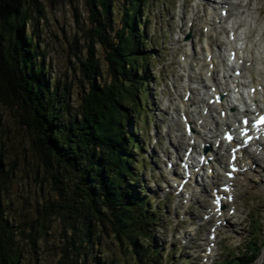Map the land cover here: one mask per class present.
Masks as SVG:
<instances>
[{"label": "trees", "instance_id": "16d2710c", "mask_svg": "<svg viewBox=\"0 0 264 264\" xmlns=\"http://www.w3.org/2000/svg\"><path fill=\"white\" fill-rule=\"evenodd\" d=\"M147 2L83 0L88 29L81 31L88 41L85 58H77L81 93L72 106L69 85L46 78L49 66L38 51L41 1L0 0V105L30 133L37 168L53 196L23 223L9 218L1 200L11 171H4L0 150V264H26L23 238L28 252L36 253L37 243L56 220L62 225L58 264H115L92 250L104 254L102 241L108 235L126 254L117 263L135 259L154 264L153 258L161 254L151 244L157 216L148 198L140 195L139 176L132 167L137 163L133 150L141 144L129 130L133 117L145 110L142 100L149 99L148 64L154 55L146 39L147 20L142 15L141 21L140 14ZM22 226L30 231L24 233ZM261 244L249 241L220 264H253Z\"/></svg>", "mask_w": 264, "mask_h": 264}, {"label": "rangeland", "instance_id": "374dc122", "mask_svg": "<svg viewBox=\"0 0 264 264\" xmlns=\"http://www.w3.org/2000/svg\"><path fill=\"white\" fill-rule=\"evenodd\" d=\"M40 1L44 17L39 26L38 51L43 54V63L49 66L46 78L50 81L59 80L60 86L63 83L68 84V101L75 106L79 103L81 93L77 80L80 79L78 62L79 59L85 58L88 41L81 31L88 29L82 7L83 0ZM233 1L236 3L235 8H230V18L226 21L229 24L230 21L237 23V36L241 40L238 45L245 43L244 37L247 35L252 41H257L262 50L264 0H248L247 6L244 5L247 0ZM213 5L214 0H148L145 7L140 9L141 21L143 17L147 20L145 34L146 39L152 43L150 50L154 56L148 64L151 75L147 92L149 99L142 100L140 105L145 107V110L140 112L138 117H133L129 130L141 144L139 149L133 150L132 156L137 161L132 167L139 176L138 191L140 195L150 198V207L156 208L152 210L157 217L151 244L152 247H159L161 254L153 258L156 261L154 264H204L205 260L202 255L210 222L207 224V221L201 218L210 207V189L220 181L215 177L201 179L199 184L192 186L195 190L194 196H186L187 192H183L184 198L175 197L172 192H167V186L172 183L169 181L173 177L166 174L164 166L167 161L175 159L177 152L181 154V150L186 146L179 147V129L173 123L175 120L170 117L173 114L175 119L179 120V111L177 112L175 107L184 89L191 87L196 96L205 92L202 83L198 81V72L204 73L207 70L206 64L202 65L207 51L206 45L211 44L214 55H221L222 60L216 65L215 77L219 79L217 76L222 73L221 62L228 50L225 41L229 26L226 23L223 27L215 24V31H211L208 37V31L204 32V25L198 20L209 17L208 13ZM193 13H196L193 24L186 26ZM75 16L78 17L77 21ZM187 34H190L189 39L185 38ZM97 50L95 46V57L98 58L99 69L105 76V64ZM186 62L187 68L183 66ZM188 75L192 76V81L188 80ZM222 87L223 85L219 84V88ZM205 88L208 89V85ZM188 110H191V116L196 119L199 109L191 106ZM0 116L2 161L4 171H11L1 201L9 218H13L15 223H23L25 218H30L37 206L53 198L52 191L43 171L37 168L38 160L31 149L30 133L24 126L15 122L16 119L12 117L10 110L1 105ZM134 125L136 129H133ZM258 147L257 150L252 148L253 151L256 150L257 155L263 151L261 146ZM260 157L264 158V154L257 156L258 159ZM243 162L246 163V158ZM260 164L259 161L253 165L251 163L250 166L247 164L248 171L252 169L247 179L236 177L234 180L235 196L232 207L235 211L230 215L227 214L226 208L223 226L217 231L214 251L205 264H220L229 257L230 251L238 253L249 241L253 246L262 243L259 256L253 264H264V177H261L264 171L261 167L256 168ZM215 219L213 218L212 223L216 222ZM51 225L44 241L37 243L36 253L28 252L29 243L23 238L21 244L26 253L24 263L58 264L57 245L61 243L58 236L62 225L58 220ZM22 228L24 233L30 231L28 227ZM92 250L101 260L107 258L113 259L115 264H139L135 259H128L127 263L125 260L117 263V258L123 259L126 254L122 255L118 248L116 249L109 235L102 241L104 254L98 253L95 248Z\"/></svg>", "mask_w": 264, "mask_h": 264}, {"label": "bare ground", "instance_id": "6f19581e", "mask_svg": "<svg viewBox=\"0 0 264 264\" xmlns=\"http://www.w3.org/2000/svg\"><path fill=\"white\" fill-rule=\"evenodd\" d=\"M235 4L236 3L233 0H214V5L211 8V12L208 13L209 17H206L204 19H198V20H199V22H202L201 24L204 25V27L208 28V33L206 34V36H208V37L211 35L210 34L211 31H215V29H216L215 23L216 22L220 24L219 25L220 27L221 26L223 27V25H225L224 23H226V25L229 26V29H228L229 37L227 34L226 41H225L227 43V46H226V48L228 49L227 50V52H228L227 58L229 60L228 64L226 63V65H228V68H226L227 79L229 80L230 83H232V85H231L232 88L238 87L239 85H241L242 88L247 89V90H250V88H255L254 92L252 94L254 96V102H255V108L254 109L260 110L262 107H264V48L262 50H260L261 46L258 47L259 43L257 41H252L251 39L248 38L249 36H247V35L244 37L245 43L242 46L238 45L239 42L237 39V28H238L237 23L230 21V24H229V22L226 21L228 18H230V17H228V15H230V11H231L230 8L234 7ZM244 5L245 6L248 5V0L246 1V3ZM223 10H226L229 14H226L224 16L221 13ZM195 14L196 13H193L188 20V21H190L189 23L191 25H192L193 20L196 17ZM247 28H248V26H247ZM208 40H209V42H211L210 38ZM204 58L205 59L207 58L208 60L210 59L207 66H210L212 64L213 69H216L217 68L216 64L222 60L220 54L214 55L213 49L211 48V44L207 45V51L205 52ZM205 63H206V61H204L202 65H205ZM183 66L187 67V62L183 63ZM236 69H238L240 72V75L238 77L234 75V71ZM206 71L209 74H207V72L205 74L203 72H198L199 73L198 79L203 84L202 87L205 88V86L207 84H211L210 86H216V84H215L216 78L213 75L214 72L212 74V71H210L208 68ZM229 71H231L233 73V75H229ZM189 81H190V78H189ZM191 81H192V79H191ZM216 87L218 89V91H216L217 93L218 92L222 93V92L227 91L226 86H224L220 89L218 86H216ZM187 91L190 93V97L188 98V101L187 102L183 101V97L185 95V94H183V96L181 97V99L179 101V105L178 104L176 105L177 107H175V110H177V108H179V112L184 113V115H185L186 108L181 109L182 106L187 107L188 104H191L193 106L199 107V111H198L199 113L197 115L198 117L194 121H192V123L195 127L197 121L202 120L203 124L200 127L203 128V126L207 125V124H206L204 115L202 116V110L204 108V105H207V103L204 102L203 98L200 99V95H198V96L194 95V92L192 93V90L190 89V87H188L187 89H184V93H187ZM207 107H208V110H209L208 113H209V116L211 119V123L209 125H212V123H213L215 131L218 130V127L220 125H227L228 115L222 119L219 117L218 114L213 115V112H215V110H216L215 106L207 105ZM216 107L219 109L220 108L224 109L223 104L218 105ZM181 113L179 114V117H180ZM247 113H249V110L241 111L240 115H245ZM231 115H233L235 117V116L239 115V112H237L236 110H233V111H231L229 116H231ZM207 117L208 116H206V118ZM174 118H175V116L172 115L171 120H173V121L175 120L173 122L175 127H177L178 129H180L181 127L183 128L182 122L178 121L177 119H174ZM192 118H194V117H192ZM193 136H194V139L196 140V141H194L193 152L196 154H199L200 153V147H199L200 144L206 143V142H208V140L206 139V137L201 136V134L199 133L198 130H194ZM179 140H180L179 141V147H181L182 145H185V144H186V146H188L187 143H188L189 139H187L185 137L183 130L180 132V139ZM257 146H262V148H263V151L258 155L254 152H251L252 150L250 151L249 149H245L243 151H240L239 154L242 155V157H243L242 162L244 161V159L246 157V163L243 162L242 163L243 166H247V164L250 166L251 163L253 165L256 163V161H259L261 164L256 166V168L261 167L264 171V163H263L264 158H262V157H260V159L257 158V156L264 153V144L261 145V143H258ZM197 150H199V152H197ZM214 152H215V150L210 147L208 153L210 154V153H214ZM215 154L216 155H215L214 162H212L208 166V168L213 169V173L211 176L207 175L206 176L207 179L208 178L212 179L214 177L218 178L219 173L222 169L221 166H219V164L223 159V155L219 154L218 152L217 153L215 152ZM177 156H179L178 152H177ZM247 159L251 160V163H249V160H247ZM250 172H252V170L246 171L245 173L239 174L238 176L243 178L244 180H246L248 177V174H250ZM173 174H174V177H178V178L180 177L178 175V173H176V172H174ZM261 177H264V175H261ZM188 195H190V194H187V196ZM218 220H220V218H218ZM261 257H263V254L261 255Z\"/></svg>", "mask_w": 264, "mask_h": 264}]
</instances>
